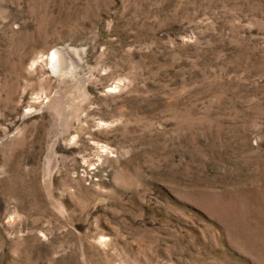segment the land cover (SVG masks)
Returning <instances> with one entry per match:
<instances>
[{
  "label": "rangeland",
  "instance_id": "374dc122",
  "mask_svg": "<svg viewBox=\"0 0 264 264\" xmlns=\"http://www.w3.org/2000/svg\"><path fill=\"white\" fill-rule=\"evenodd\" d=\"M0 264H264V0H0Z\"/></svg>",
  "mask_w": 264,
  "mask_h": 264
},
{
  "label": "bare ground",
  "instance_id": "6f19581e",
  "mask_svg": "<svg viewBox=\"0 0 264 264\" xmlns=\"http://www.w3.org/2000/svg\"><path fill=\"white\" fill-rule=\"evenodd\" d=\"M52 56H53L52 65H53L54 69H56V70L62 69L63 68L62 65H65V64H63L64 62H60V59L58 58L59 57V50L58 49H54L52 51ZM55 58H56V60H55Z\"/></svg>",
  "mask_w": 264,
  "mask_h": 264
}]
</instances>
